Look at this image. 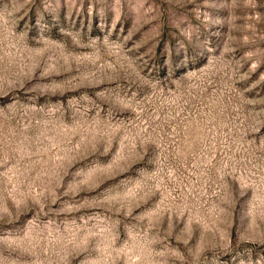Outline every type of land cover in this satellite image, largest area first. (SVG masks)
I'll use <instances>...</instances> for the list:
<instances>
[{"label":"rangeland","instance_id":"rangeland-1","mask_svg":"<svg viewBox=\"0 0 264 264\" xmlns=\"http://www.w3.org/2000/svg\"><path fill=\"white\" fill-rule=\"evenodd\" d=\"M0 264H264V0H0Z\"/></svg>","mask_w":264,"mask_h":264}]
</instances>
